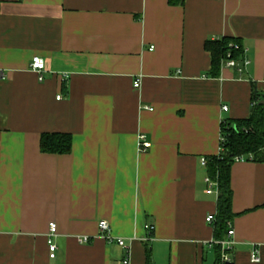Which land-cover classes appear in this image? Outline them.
<instances>
[{
    "label": "crops",
    "instance_id": "obj_1",
    "mask_svg": "<svg viewBox=\"0 0 264 264\" xmlns=\"http://www.w3.org/2000/svg\"><path fill=\"white\" fill-rule=\"evenodd\" d=\"M229 36L249 66L212 77L204 42ZM252 83L264 92V0H0V264H121L102 219L130 264H214L200 160L251 113ZM45 132L70 152H42ZM230 169L231 264H264V161Z\"/></svg>",
    "mask_w": 264,
    "mask_h": 264
},
{
    "label": "trees",
    "instance_id": "obj_2",
    "mask_svg": "<svg viewBox=\"0 0 264 264\" xmlns=\"http://www.w3.org/2000/svg\"><path fill=\"white\" fill-rule=\"evenodd\" d=\"M171 3L177 0H169ZM180 1V0H178ZM204 49L210 53L212 77L219 74V69L225 60L235 59L237 62L244 57L241 40L229 36L206 40ZM251 113L244 119L223 120L220 123V145L217 155H208L206 170L208 176L217 184V208L211 224L214 229V240L221 241L227 234L228 222L235 217L231 211L232 188L230 184L231 166L235 158L242 156L245 160L264 161V92L251 84ZM72 135L64 132L42 133L40 149L51 154H67L71 150ZM215 263L220 261L221 246L214 245Z\"/></svg>",
    "mask_w": 264,
    "mask_h": 264
},
{
    "label": "built area",
    "instance_id": "obj_3",
    "mask_svg": "<svg viewBox=\"0 0 264 264\" xmlns=\"http://www.w3.org/2000/svg\"><path fill=\"white\" fill-rule=\"evenodd\" d=\"M230 55H228V59L224 61V65H226L227 67H234L239 73H243L247 66H249V60L246 57H243L242 60L240 61H236L233 58H229ZM31 69L33 71H35L38 75V79L42 80L43 79V73L45 70V60L43 57L41 56H33L32 61H31ZM140 80L136 79L134 81V86L135 87H139L140 86ZM59 97V96H58ZM222 110L227 111V106H222ZM221 139V137H220ZM136 142H137V148L139 150V152L144 153L145 151H147L150 147H151V142L148 140L147 136L145 133H139L136 137ZM245 159L242 156H238L235 158V160H243ZM200 163L202 166H206L207 163V158L205 156H203V158H201ZM205 183L207 184V188H206V192L208 193H213V192H218L217 190V184L214 180H212L209 176L205 177ZM214 214H210L207 216L206 220L208 222H212V220L214 219ZM144 229L146 231L150 232L153 229V225L151 224H146L144 226ZM56 230V224L54 222L49 224V231L50 234H53ZM98 230L101 233L102 236H104L108 241H112L114 240L116 242V244H118L119 246L122 247V249L124 250V255L121 258V264H130V257H129V247L126 245V243L124 242V240L121 237H117L114 238V236H112V232L110 229V226L108 224V222L104 219H102V221H99L98 223ZM234 234V231L232 229H229L227 232V236L228 239H222L221 241H211L212 244H218L221 246V252H220V261L218 264H231L232 258H230L229 255V250L231 249L233 243L230 240V237ZM88 237H84V238H80V242L82 243H86L88 241ZM148 239H150V236H147L145 238V240L147 241ZM48 249H49V256L51 258H53L55 256V251H56V246L54 245V243L52 242L51 239L48 240ZM251 257V261L252 262H259L260 261V257H258L257 254V249L253 248L250 254Z\"/></svg>",
    "mask_w": 264,
    "mask_h": 264
},
{
    "label": "water",
    "instance_id": "obj_4",
    "mask_svg": "<svg viewBox=\"0 0 264 264\" xmlns=\"http://www.w3.org/2000/svg\"><path fill=\"white\" fill-rule=\"evenodd\" d=\"M261 103H264V100H261L260 104H261Z\"/></svg>",
    "mask_w": 264,
    "mask_h": 264
}]
</instances>
